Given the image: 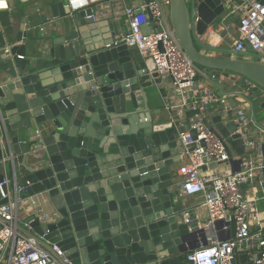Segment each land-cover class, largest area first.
Listing matches in <instances>:
<instances>
[{"label": "water", "instance_id": "water-1", "mask_svg": "<svg viewBox=\"0 0 264 264\" xmlns=\"http://www.w3.org/2000/svg\"><path fill=\"white\" fill-rule=\"evenodd\" d=\"M188 2L171 0L169 12L188 56L264 91L263 62L214 56L196 43L210 26L228 19L222 0H198L196 31ZM51 10L57 31L35 64L26 58L36 38L25 30L24 10L14 37V25L0 19V181L9 163L20 197H36L51 209L46 217L28 215L18 229L49 251L62 248L74 264H185L191 239L207 230L190 231L181 217L184 206L175 204L177 130L153 120L142 86L161 78L144 74L131 48L115 44L118 35L109 24L92 43L89 33L99 27L96 18H87L92 9L71 13L59 0ZM12 39L17 44L3 53ZM229 102L235 107L233 97ZM208 118L243 162L248 152L234 119ZM231 224L234 236V219Z\"/></svg>", "mask_w": 264, "mask_h": 264}, {"label": "built area", "instance_id": "built-area-1", "mask_svg": "<svg viewBox=\"0 0 264 264\" xmlns=\"http://www.w3.org/2000/svg\"><path fill=\"white\" fill-rule=\"evenodd\" d=\"M20 0H0V12L11 8V3ZM102 0H66L71 13L92 9ZM126 5L124 15L128 28L115 40V44H126L138 50L147 63L144 74L167 76L180 92L182 106L197 114L190 118L188 126L177 129L179 156L185 160L178 168L182 177L181 189L185 194H201L207 211L204 228L210 231L209 239L201 242L199 249L190 251L185 264H234L236 250L247 243L257 246L253 264H264V221L257 208V198L248 197L241 187L253 180L255 163L248 160L237 171L221 174L214 172L221 164L230 160V144L215 127L206 123L208 116H224L235 108L228 98L217 99L209 94L198 98L195 83L198 77L217 79L219 72L197 65L179 43L170 22L171 0H135ZM191 3V28L196 31L198 0ZM227 18L235 16L241 20L239 36L231 50L232 57L256 58L264 63V0H222ZM96 18V13L87 18ZM210 29L199 37L209 35ZM249 44V47H248ZM9 47L5 49L8 52ZM235 100L242 97L238 92ZM238 131L242 133L247 149L255 147L249 137L250 113L244 107L237 109L234 118ZM213 164H217L213 167ZM261 167H263L261 165ZM12 183L13 188H12ZM21 187L8 171L0 181V264H72L57 246L52 251L43 248L35 238L18 229L20 219ZM40 216L46 217V214ZM182 221L190 231L194 230L190 212L182 211ZM235 220L236 232L228 235ZM210 241V242H209Z\"/></svg>", "mask_w": 264, "mask_h": 264}, {"label": "crops", "instance_id": "crops-1", "mask_svg": "<svg viewBox=\"0 0 264 264\" xmlns=\"http://www.w3.org/2000/svg\"><path fill=\"white\" fill-rule=\"evenodd\" d=\"M59 0H20L11 3L10 10L1 11L0 19L3 25H8L10 22L14 25L11 31L14 37L21 24L22 16L19 12L23 9L27 18L26 31L33 33L36 41L30 43L26 53V58L32 63H39L48 50V44L51 36L57 31L53 26L55 18L52 16L51 5ZM136 4L135 0H102L100 4L93 6L92 10L96 13V23L99 26L97 30L89 33V40L93 43L95 40L101 39L105 36L104 32L108 29L104 25L109 24L117 32L119 38L125 30H127V20L124 15V7L126 5ZM237 17L223 20L217 28L210 26V33L205 37H197L196 43L200 49L214 56H231V50L235 39L238 38V25L235 23ZM59 22V19H58ZM109 22V23H107ZM106 23V24H104ZM102 24V25H101ZM109 35V34H106ZM218 40L216 41V39ZM17 44L12 39L5 46L8 47ZM6 53V51H2ZM136 60L139 63V68L143 69L146 66L145 60L140 56L135 48H131ZM161 82L156 83L154 80L145 81L142 86L147 92V102L150 107L152 118L163 128L173 127L172 124H179L180 129L188 126L190 118H195L196 113L188 110L182 106V96L177 90L171 78L162 76ZM243 78L237 74L229 72H220L217 79H205L198 77L195 83L196 95L201 98L203 95L209 94L211 97L217 99L230 98L242 93V97L235 100V108L225 116V122L229 123L235 118L237 109L244 107L250 113L254 123L250 122L248 125L249 137L255 140L256 144L253 149H247V154L243 156L244 161L241 162L242 156L235 148H231L232 157L219 168L214 170L215 173L221 174L228 171H237L252 160L255 163V175L253 180L243 186L245 194L248 197L257 198V208L261 219L264 221V91L249 82H243ZM139 95L140 92H137ZM139 105L144 107V99L139 95ZM175 127V126H174ZM176 128V127H175ZM181 160L175 166L177 185L173 190L177 193L175 204H182L183 211L190 212L192 218V225L194 230L204 228V223L207 220V211L203 206V196L201 194H185L181 189L182 177L178 174L179 166L184 163ZM261 165L263 167H261ZM10 178H13V171L8 173ZM12 183V188H13ZM51 209L48 204H40L36 197L21 198L20 219L19 223L24 224V220L30 214L37 213L49 214ZM182 215V212H181ZM232 234V230L228 233ZM210 231L207 230L205 236L196 235L191 239L193 250L199 249L205 239H209ZM210 242V241H209ZM207 243V241L205 242ZM257 246L254 243H247L240 246L236 250L235 264H253L256 255Z\"/></svg>", "mask_w": 264, "mask_h": 264}, {"label": "rangeland", "instance_id": "rangeland-1", "mask_svg": "<svg viewBox=\"0 0 264 264\" xmlns=\"http://www.w3.org/2000/svg\"><path fill=\"white\" fill-rule=\"evenodd\" d=\"M189 3V5H190V7H191V3L190 2H188ZM11 165L8 163L7 164V171H8V173L11 171Z\"/></svg>", "mask_w": 264, "mask_h": 264}, {"label": "flooded vegetation", "instance_id": "flooded-vegetation-1", "mask_svg": "<svg viewBox=\"0 0 264 264\" xmlns=\"http://www.w3.org/2000/svg\"><path fill=\"white\" fill-rule=\"evenodd\" d=\"M174 127V126H173ZM175 128V127H174ZM177 130V129H176ZM177 134H178V132H177ZM180 147V146H179ZM48 216H49V214H47ZM60 248V247H59ZM63 252H64V255H65V251L62 249V248H60ZM65 257H67L66 255H65ZM68 258V257H67ZM69 259V258H68ZM70 260V259H69ZM71 261V263L72 264H74L73 262H72V260H70Z\"/></svg>", "mask_w": 264, "mask_h": 264}, {"label": "trees", "instance_id": "trees-1", "mask_svg": "<svg viewBox=\"0 0 264 264\" xmlns=\"http://www.w3.org/2000/svg\"><path fill=\"white\" fill-rule=\"evenodd\" d=\"M200 48V47H199ZM216 72H219L220 73V71H216Z\"/></svg>", "mask_w": 264, "mask_h": 264}, {"label": "bare ground", "instance_id": "bare-ground-1", "mask_svg": "<svg viewBox=\"0 0 264 264\" xmlns=\"http://www.w3.org/2000/svg\"><path fill=\"white\" fill-rule=\"evenodd\" d=\"M218 40V38L216 39V41Z\"/></svg>", "mask_w": 264, "mask_h": 264}]
</instances>
